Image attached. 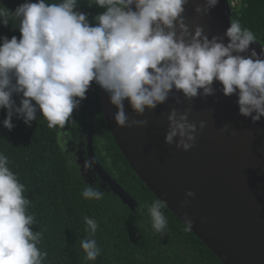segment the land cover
I'll return each instance as SVG.
<instances>
[{
    "label": "clouds",
    "instance_id": "1",
    "mask_svg": "<svg viewBox=\"0 0 264 264\" xmlns=\"http://www.w3.org/2000/svg\"><path fill=\"white\" fill-rule=\"evenodd\" d=\"M78 2L25 0L15 11L0 7V23L11 22L21 33L19 38L0 37V109H7L3 125L9 130L15 127L13 116L31 126L38 110L49 128H64L92 82L109 94L118 109L114 120L121 127L148 123L129 118L126 99L142 116L146 109L167 102L174 91L187 99L213 95L214 81L222 83L225 95H238L241 115L253 122L264 117V52L250 49L256 38L239 22H231L225 44L219 36L209 39L202 26L190 28L183 16L188 0H88L89 6L105 9L94 16L95 25L88 13L77 9ZM218 2L206 0L195 12L206 15ZM249 50L250 55H242ZM13 94H22L19 106ZM168 121L165 142L184 150L194 147L198 128L188 112L173 108ZM199 127L203 129L205 121ZM222 130L228 131V126ZM93 164L94 159H86L83 169ZM24 191L8 157L0 152V264H43L48 255L38 247L42 231L32 228L35 218L27 211L31 201ZM186 195L196 194L189 190ZM82 196L99 200L103 193L89 186ZM164 207L157 199L148 209L157 233L167 227ZM84 220L94 235L98 223L87 216ZM191 227L187 219L185 231ZM80 246L87 260L101 253L95 239H84Z\"/></svg>",
    "mask_w": 264,
    "mask_h": 264
},
{
    "label": "trees",
    "instance_id": "2",
    "mask_svg": "<svg viewBox=\"0 0 264 264\" xmlns=\"http://www.w3.org/2000/svg\"><path fill=\"white\" fill-rule=\"evenodd\" d=\"M229 8L231 22L251 30L255 40L264 46V0H243ZM25 0H3L0 7L11 11ZM35 2V0H33ZM49 3L59 0H47ZM79 11L88 13L95 25L94 16L105 11L88 0H79ZM17 26L19 20L12 21ZM21 36L18 27L10 22L0 23V37ZM2 43V40H0ZM90 93L95 111L94 151L101 165L137 201L136 210L124 204L107 183H103L94 168V182L83 175L77 152L88 158L86 140L89 129V109L84 99L64 128H49L41 112L31 126L13 116L15 127L3 125L7 109H0V152L9 159L10 169L25 185L24 195L30 199L27 211L35 218L32 228L42 231L38 244L47 252L43 264H224L218 255L191 229L185 231L181 220L137 175L109 129L104 117L98 87L92 82ZM22 94H13L19 106ZM35 103V102H34ZM71 137V146L65 148L61 137ZM101 184H104L102 186ZM93 187L103 193L101 199H85L82 192ZM165 205L162 212L167 219L163 233L152 227L149 207L155 200ZM98 223L97 231L90 235L84 217ZM84 239H95L101 249L95 260H87L80 246Z\"/></svg>",
    "mask_w": 264,
    "mask_h": 264
},
{
    "label": "water",
    "instance_id": "3",
    "mask_svg": "<svg viewBox=\"0 0 264 264\" xmlns=\"http://www.w3.org/2000/svg\"><path fill=\"white\" fill-rule=\"evenodd\" d=\"M205 2L188 0L183 13L186 23L193 31L196 26H202L209 39L219 36L227 44L230 38L224 34L231 19L224 1L219 0L206 15L196 13V6ZM250 49L264 52V46L257 40ZM242 55H250V50ZM97 87L109 129L145 184L181 220L185 223L187 219L192 220L191 229L224 264H264V117L253 122L250 117L241 115L238 95H225L222 83L214 81L216 91L213 95L187 99L182 92L174 91L167 102L154 110L146 109L142 116L133 111L126 99L129 118L148 123L143 127H121L114 120L118 109L110 103L109 94L99 85ZM87 104L88 158L94 159L93 168L101 181L135 211V198L96 157L93 145L96 119L90 88ZM173 108L188 112L190 122L197 124V139L190 150L165 142L168 115ZM201 121H205L203 129L199 127ZM225 125L228 131L222 130ZM189 190L196 195L187 196Z\"/></svg>",
    "mask_w": 264,
    "mask_h": 264
},
{
    "label": "rangeland",
    "instance_id": "4",
    "mask_svg": "<svg viewBox=\"0 0 264 264\" xmlns=\"http://www.w3.org/2000/svg\"><path fill=\"white\" fill-rule=\"evenodd\" d=\"M1 1L3 0H0V6H1ZM243 0H233V2L235 4H237L238 2H242ZM227 11H229V8L227 7ZM230 12V11H229ZM228 12V13H229ZM61 141H62V144L65 148H69L71 146V137L69 134H66L64 133L63 136L61 137ZM78 154V157H79V163H80V166H81V170L83 172V175L84 177L89 181V182H94L95 181V176L93 174V171L92 169H89V170H84L83 169V164L85 162V160L87 159L83 152L81 150H79L77 152ZM104 183V182H103ZM102 186H104V184H101Z\"/></svg>",
    "mask_w": 264,
    "mask_h": 264
},
{
    "label": "built area",
    "instance_id": "5",
    "mask_svg": "<svg viewBox=\"0 0 264 264\" xmlns=\"http://www.w3.org/2000/svg\"><path fill=\"white\" fill-rule=\"evenodd\" d=\"M230 5H231V6H235V3L233 2V0H231ZM228 12H229V11H228Z\"/></svg>",
    "mask_w": 264,
    "mask_h": 264
}]
</instances>
